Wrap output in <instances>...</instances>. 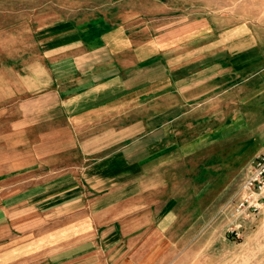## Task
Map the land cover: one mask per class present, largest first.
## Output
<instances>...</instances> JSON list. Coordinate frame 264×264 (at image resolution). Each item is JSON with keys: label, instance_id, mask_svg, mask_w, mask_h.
I'll use <instances>...</instances> for the list:
<instances>
[{"label": "rangeland", "instance_id": "rangeland-1", "mask_svg": "<svg viewBox=\"0 0 264 264\" xmlns=\"http://www.w3.org/2000/svg\"><path fill=\"white\" fill-rule=\"evenodd\" d=\"M217 10L231 11L237 26L247 25L254 44L264 48V0H0L6 47L0 96L11 86L18 93L10 103L15 125L19 113L30 114L28 132L15 135L29 149L14 151L15 161L21 155L29 160L0 167V209L13 200L4 198L9 191L69 188L64 179L82 172L86 156L99 152L101 158L102 150L93 147L117 136L108 128L133 126L140 113L142 134L127 135L124 143H156L141 151L153 159L142 163L139 181L141 197L150 202L139 217L150 222L143 233L158 244L152 264H264V209L248 217L237 208L254 161L264 153V49H253V63L217 102H183L181 87L166 88L171 76L165 68L140 65L129 49H104L121 31L131 40L147 31L144 40L174 16L205 15L211 22ZM41 42L46 49L38 48ZM152 93L157 101H149ZM103 96L118 97L120 116L85 117L83 111ZM6 154L11 151L0 149V160ZM60 174L61 183L50 181ZM7 217L0 213V264H6Z\"/></svg>", "mask_w": 264, "mask_h": 264}, {"label": "crops", "instance_id": "crops-1", "mask_svg": "<svg viewBox=\"0 0 264 264\" xmlns=\"http://www.w3.org/2000/svg\"><path fill=\"white\" fill-rule=\"evenodd\" d=\"M224 21H229V25H224ZM153 30L155 34L144 40L147 31L141 34L136 31L132 40L121 31L116 40L115 36L110 38L112 41L104 49H129L140 65L149 61L147 64L152 69L165 68L171 76L166 88L181 87L183 102H217L223 88L229 89L253 63V49H264L254 44L253 32L247 25L237 26L231 11L217 10V20L211 22L205 15L196 20L174 16ZM40 36L44 37V33ZM40 46L46 49L45 42L38 45L39 49ZM5 51L1 36L0 53ZM142 52L147 54L145 60L140 56ZM9 67L11 70L13 66ZM15 96L18 93H14L12 86L9 95L0 96V121L12 120L7 125L0 124V149L11 151L5 160H0V167L23 166L29 160L24 155L18 161L14 159V151H23L29 145L23 139L15 141V135L28 132L25 119L30 117L26 109L17 115L22 120L15 125L13 119L17 113L10 104ZM149 96V101H157V94ZM101 98L100 103L91 104L83 111L85 117L120 116L118 97ZM136 99L141 102V93ZM138 118L133 126L108 128L107 134L117 136L93 147L102 150L101 158L95 156L99 152L86 156L82 172L78 170L64 179L72 184L69 188L43 191L37 185L20 193L9 191L3 196L13 200L24 198L15 202L7 200L0 209V213L8 216L3 250L6 264H152L156 260V239L143 233L150 222L143 223L140 219L144 204L150 202L141 197L139 185L145 172L142 163L153 159L151 153L143 157L141 151L155 148L156 143H145L144 148L139 140L129 146L124 143L127 135L142 134L140 113ZM82 147L85 151L90 149L89 145ZM88 161L92 162L88 164ZM60 175L50 181L61 183ZM97 215L101 218L95 219Z\"/></svg>", "mask_w": 264, "mask_h": 264}, {"label": "built area", "instance_id": "built-area-1", "mask_svg": "<svg viewBox=\"0 0 264 264\" xmlns=\"http://www.w3.org/2000/svg\"><path fill=\"white\" fill-rule=\"evenodd\" d=\"M238 210L248 217L264 209V153L257 156L253 170L243 184Z\"/></svg>", "mask_w": 264, "mask_h": 264}]
</instances>
